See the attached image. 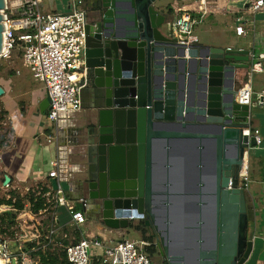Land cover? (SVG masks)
Masks as SVG:
<instances>
[{
    "label": "water",
    "instance_id": "95a60500",
    "mask_svg": "<svg viewBox=\"0 0 264 264\" xmlns=\"http://www.w3.org/2000/svg\"><path fill=\"white\" fill-rule=\"evenodd\" d=\"M79 1L86 18L80 108L92 125L75 137L85 159L82 210L92 206L93 220L116 233L143 221L163 264H246L253 240L238 176L256 143L244 134L251 110L235 98L249 51L174 36L161 0ZM5 7L0 0V54ZM48 106L46 97L36 115Z\"/></svg>",
    "mask_w": 264,
    "mask_h": 264
},
{
    "label": "built area",
    "instance_id": "2783aa9c",
    "mask_svg": "<svg viewBox=\"0 0 264 264\" xmlns=\"http://www.w3.org/2000/svg\"><path fill=\"white\" fill-rule=\"evenodd\" d=\"M41 0H6L5 10L2 12L4 25L3 47L0 54V63H10L15 55L19 56L25 66L28 67L32 77L39 81L46 92L49 100L48 109L44 115V122L48 124H70V116L78 113L80 108L79 93L83 88L86 79V69L84 61L85 39H86V18L85 12L81 8L79 0H69L64 11L44 13L40 9ZM241 1L242 8L252 16L254 24L255 16L262 15L264 19V0H237ZM199 18H194L189 12L179 13L167 24L168 29L176 36L187 38L192 35L196 25L201 24V18L206 11L203 9L204 0L199 1ZM180 12V11H179ZM235 34L238 37L246 35L244 24L247 22L242 16L237 17ZM183 38V39H184ZM250 74L264 73V51L253 54L249 52ZM236 102L239 105H246L250 108L264 109V91L252 93L250 87H242L236 95ZM248 138H255V150L263 149V141L257 129L249 127L244 131ZM43 137V143L52 146L55 143V136L41 131L34 137L38 141ZM249 145V143H248ZM69 151L62 147L56 148V157L51 164L44 185H37L34 190L27 189L25 202L30 210V215L36 223L29 231L33 234L20 235L11 232L10 228L5 233H0V259L3 264H40L38 252L43 248L28 245L36 244L37 240H42V244L49 242L44 234V220H49L50 225L57 224V210L65 208L70 221L77 226L85 223L82 211L75 208L73 202L66 198L63 184L68 183L72 177L73 170L64 163V154ZM244 168V167H243ZM240 171L238 188L248 194L250 189L248 168ZM56 181V190H53L49 180ZM231 187V182L229 183ZM8 185L0 183V191L7 190ZM9 190L6 201L11 197ZM41 199L42 208L36 213L33 211L36 200ZM16 197L13 198V203ZM82 207L84 200L78 201ZM23 210V209H22ZM22 210H17L13 206L0 205V215L2 213H13L17 216ZM43 216H48L44 219ZM53 232L49 231V236ZM11 243L14 244L12 250ZM47 244V243H46ZM148 244L143 241H129L123 239L114 245H109L98 239L82 238L77 244L69 245L65 248L66 260L69 264H91L94 258L100 264H151L145 253ZM35 254L36 259H35Z\"/></svg>",
    "mask_w": 264,
    "mask_h": 264
},
{
    "label": "crops",
    "instance_id": "0c3cea01",
    "mask_svg": "<svg viewBox=\"0 0 264 264\" xmlns=\"http://www.w3.org/2000/svg\"><path fill=\"white\" fill-rule=\"evenodd\" d=\"M57 0H49L47 3V7H42V11L44 13H53L60 12V10L64 11L65 6L67 4H62L55 9V4ZM200 0H161L158 3L159 9L163 10L165 15L168 17V21L171 22L174 17H176L179 13H183L184 11L189 12L192 17L199 18L198 7ZM205 5L203 9L206 11L205 15L201 18V24L196 25L195 27L199 28V33L196 35L199 36L196 44H202L204 46H211L221 49H244L252 52L253 54H258L264 51V33L257 28V17L260 14L255 16L254 24H252V16L246 13L245 11H240L241 8L238 6L237 0H204ZM171 8L172 11H169ZM180 11V12H179ZM242 16L247 22L244 24V30L246 32L245 36L238 37L235 34L234 28L236 26V18ZM260 23L264 22L262 15L259 18ZM259 23V22H258ZM209 32H214L213 36ZM175 36V35H174ZM200 36H205V38H201ZM207 36L211 37L208 38ZM189 42L187 38L184 39ZM222 42V43H221ZM191 43V42H189ZM15 62V56L12 58V62L7 63V67L9 71L6 76H0V88H2L3 94L0 95V99L7 100V105L5 104V113L8 116L12 111L19 110L23 115L28 113L29 108H35L32 113L36 119H39L36 123L32 124L31 127H34L37 124V127L41 128L37 130V132H30L29 140L34 141V137L43 131L46 134H51L55 136V143L52 146H48L42 153H39L38 157L35 159H31L28 161L31 154L25 152L26 157L25 160H22V164L26 167V173L19 172L14 169L12 175L9 176L4 172L5 164L6 166L11 165V161L14 158V146L12 144L15 128L11 126L12 136H11V144H9L6 148H0V183L2 182L4 185H8L7 190L0 191V198L5 199L6 196L13 194L16 198H22V202H25V197L27 193V189H33L37 185H44L47 179L48 172L51 170V164L56 157V148L62 147L69 151L68 154H64V163L68 165V167L72 168L74 171L80 169L83 170L85 159L80 155L81 151L77 148L76 144V136L80 133L81 135H86L91 131L92 125L87 121L88 111L80 110L78 113L72 114L70 116V124H48L44 122V115L37 116L38 107L40 102L46 98L45 96L40 98H34L29 100V103H21L15 104L13 103L14 97H9L8 94H11V88H13L12 80H16L17 76H19V72L15 66L11 64ZM4 62H1L2 65ZM0 65V66H1ZM8 65H11L10 69ZM264 68V63H263ZM3 68L2 71H4ZM250 71H238L236 79L237 89L240 90L242 87H250L252 93H258L264 91V73H258L251 75L250 81L248 84H244L246 73ZM4 88L7 90V95L4 93ZM41 89L43 85L41 84ZM33 108H32V107ZM90 106V105H88ZM28 108V110H27ZM259 109V108H253ZM252 110V109H251ZM10 122V120H9ZM11 124V123H10ZM261 124V123H260ZM251 128H255L259 131V136L263 141L264 146V130L260 127L259 122H254L253 119H250ZM29 147V146H27ZM27 148L25 147V150ZM30 148L27 150L29 151ZM257 151V150H255ZM264 159V158H263ZM6 162V163H5ZM47 166L45 174L40 172L38 173V168L41 166ZM5 177L9 178V181L5 183ZM84 178V175L81 173H77L76 171L72 173V177L68 183H65V195L66 198L73 202L75 208L79 211H82L85 217V223L81 226L75 225L70 221V218L65 210V208H59L57 210V224L52 226L49 223V220H44V234L43 236L49 240L41 245L44 246L41 248L40 252L45 254V256H49L51 254L53 256L55 253H60L65 251V248L69 245L77 244L82 238L85 239H98L109 245L117 244L123 239H127L129 241H142L141 234L138 231H135V227L141 224L143 221L134 220L130 221L129 227L126 230L113 232L110 231L104 226H102L100 221L93 220V218H97V214L95 209L87 205L85 210L83 211L82 205L78 202L83 199V191L81 187V182ZM247 199L250 201L248 204V211L250 214V221L248 223V234H250L251 239L253 240V251L246 262L249 263L250 259L257 258L259 259L264 250V181L256 182L255 186L250 187L249 192L247 194ZM258 201L260 203L258 204ZM14 214V212H13ZM15 215V214H14ZM8 217V222L10 225V231L17 233L20 235L33 234L32 231H29L30 227L36 226V223H31L34 218L30 215V210L27 207V204L23 206V210L15 217H12L13 220H10V216L8 213H2L0 215V221H3ZM44 219L48 218V216H43ZM49 231H52V236H49ZM136 236V239L131 240L130 236ZM14 244L12 243V250ZM62 249V250H60ZM49 253V254H48ZM35 254V259H36ZM91 264H100L97 262V258H94Z\"/></svg>",
    "mask_w": 264,
    "mask_h": 264
},
{
    "label": "rangeland",
    "instance_id": "374dc122",
    "mask_svg": "<svg viewBox=\"0 0 264 264\" xmlns=\"http://www.w3.org/2000/svg\"><path fill=\"white\" fill-rule=\"evenodd\" d=\"M48 1L49 0H41L40 9H42V7L45 8V6L47 7ZM68 2L69 0H57L55 4V9H57L58 6L61 5V3L65 5ZM238 6L240 8L243 7L241 4V1L239 2ZM260 16L257 17L258 18L257 19L258 21L256 22L257 28L258 30L264 33V22L260 23L259 21ZM199 28L200 27L198 28L194 27L192 31V35L187 37L189 42L197 43L196 41H198L199 39L198 35H200V31H198ZM196 33H199V34L196 35ZM209 33H211V35L213 36L214 32H209ZM200 37L203 39L205 38V36H200ZM207 37L211 38L209 36ZM11 65L15 66L14 68L15 69L17 68L19 72L18 74L19 76H17L16 80L11 81V83H14V84H13V88H11V94H8L10 98L14 97L13 103L15 104L16 102V104L18 103L28 104L29 100L31 99H34L37 97L42 99L46 94L45 90L41 89V83L32 77L31 73L29 72L28 67L23 64L19 56L15 55V62L12 63ZM11 65H8L10 69L13 68V67L11 68ZM6 67H7V63H3L0 66V76L2 75L6 76L7 72L9 71V69ZM3 68H5L4 71H2ZM250 78H251V75L249 72H247L244 84H248L250 81ZM4 93L5 95H7V90L5 88H4ZM6 103H7V100H4L3 98L0 99V148H6L9 146V144H11V136H12L11 126H13L16 129L14 139L12 142L14 146V151H13L14 158L11 161L12 163L11 165L6 166L5 164V167H4V172L7 175L11 176L14 169L19 172L26 173V167L24 166V164H22V160H25L24 158L26 157L25 152L31 154L30 157L26 159L28 161H31V159L37 158L39 153H42L47 148V144L43 143V141H45L43 137L40 138L41 145H39L38 141H32V140L30 141L29 136H27V135L31 136L30 132L32 133L34 131L37 132V130L41 129L37 127V124H35L34 127H31L32 124L36 123L39 120L33 116L32 111L35 108H33L32 106L31 107L33 109L29 108L28 110L27 108L28 113L26 115H23L22 112H20L19 110L12 111L9 115V120H10L9 122L8 116L4 112ZM250 116L254 122H259L260 127L264 130V109H260V108L253 109L252 108ZM25 147L27 148L26 150H25ZM29 148L30 150L27 151ZM250 155H251L250 159L248 158L246 162H248L247 172L249 174L250 187L252 188V186L256 185V182L261 181L263 179L264 166L262 165L260 168V162L264 161L263 159L264 158V146H263V149L253 151ZM249 165H250V168H249ZM46 169H47V166L45 165L41 166L40 168H38V171H39L38 173L42 172L45 174ZM251 170L253 172L252 174H251ZM63 188L65 189V184H63ZM31 190H34V189H30V191ZM247 202H248L247 204L250 203L248 199H247ZM259 203L260 201H258V204ZM249 237H251L250 234H249ZM130 238L131 240H133V239H136V236L131 235ZM150 261H151V264H163V258L160 255L158 258H155V259L153 258ZM0 264H3L1 259H0ZM248 264H264V250L259 259L252 257V259H250Z\"/></svg>",
    "mask_w": 264,
    "mask_h": 264
},
{
    "label": "trees",
    "instance_id": "16d2710c",
    "mask_svg": "<svg viewBox=\"0 0 264 264\" xmlns=\"http://www.w3.org/2000/svg\"><path fill=\"white\" fill-rule=\"evenodd\" d=\"M169 11H172L171 8H169ZM250 157H251V155H249V159H250ZM262 165L264 166V161L260 162V168ZM249 168H250V165H249ZM252 173L253 172L251 170V174ZM262 181H264V174H263ZM14 197L15 196L12 194L9 200H6V201L0 200V205L3 204L7 207L13 206L18 211L22 210L24 205L22 204L21 200L19 198H16L15 202L13 203ZM42 204H43V202L41 199L36 200L33 211L36 213L38 210H40L42 208ZM8 214L10 216L9 217L10 220L11 219L13 220L12 217H15V215L13 213H8ZM8 220L9 219L7 217L3 221H0V233H5V230L3 229L4 227L6 229H9L10 225H9ZM249 221H250V214L248 211V223H249ZM134 229H135V231H138L141 234L142 241L148 244V246L145 247V253H146L147 257L149 258V260H151L153 258L154 259L158 258L160 255L159 250H158V240L155 236H153L152 229L147 228L143 222L141 224H139L138 226H136ZM41 245H42V240H37L36 244H32V245H28V246L29 247L37 246L40 248ZM37 255H39V258H40V264H69L66 260L65 251H62L59 254L54 252L53 256L51 254H49V256H45V254H43L39 250Z\"/></svg>",
    "mask_w": 264,
    "mask_h": 264
},
{
    "label": "bare ground",
    "instance_id": "6f19581e",
    "mask_svg": "<svg viewBox=\"0 0 264 264\" xmlns=\"http://www.w3.org/2000/svg\"><path fill=\"white\" fill-rule=\"evenodd\" d=\"M246 157H247V154H246V155H244V157H243V166H244V168H243V169L247 168ZM241 171H242V170H241ZM242 174H243V171H242Z\"/></svg>",
    "mask_w": 264,
    "mask_h": 264
},
{
    "label": "flooded vegetation",
    "instance_id": "af4514ba",
    "mask_svg": "<svg viewBox=\"0 0 264 264\" xmlns=\"http://www.w3.org/2000/svg\"><path fill=\"white\" fill-rule=\"evenodd\" d=\"M84 7H85V5H83V4H81V8L84 10ZM153 236H154V233H153Z\"/></svg>",
    "mask_w": 264,
    "mask_h": 264
}]
</instances>
